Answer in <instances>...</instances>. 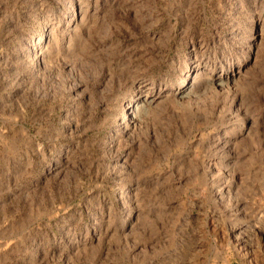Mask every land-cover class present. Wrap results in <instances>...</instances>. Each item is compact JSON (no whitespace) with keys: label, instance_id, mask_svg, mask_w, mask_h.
I'll return each instance as SVG.
<instances>
[{"label":"rangeland","instance_id":"1","mask_svg":"<svg viewBox=\"0 0 264 264\" xmlns=\"http://www.w3.org/2000/svg\"><path fill=\"white\" fill-rule=\"evenodd\" d=\"M0 264H264V0H0Z\"/></svg>","mask_w":264,"mask_h":264}]
</instances>
